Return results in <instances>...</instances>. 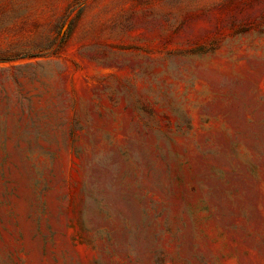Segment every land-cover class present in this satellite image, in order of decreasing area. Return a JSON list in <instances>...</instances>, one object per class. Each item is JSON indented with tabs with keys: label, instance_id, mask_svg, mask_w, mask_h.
<instances>
[{
	"label": "rangeland",
	"instance_id": "obj_1",
	"mask_svg": "<svg viewBox=\"0 0 264 264\" xmlns=\"http://www.w3.org/2000/svg\"><path fill=\"white\" fill-rule=\"evenodd\" d=\"M0 264H264V0H0Z\"/></svg>",
	"mask_w": 264,
	"mask_h": 264
}]
</instances>
